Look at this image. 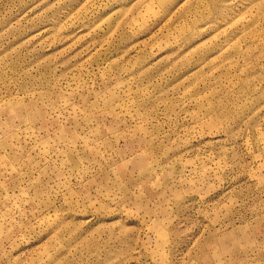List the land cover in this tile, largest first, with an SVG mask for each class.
<instances>
[{
    "label": "rangeland",
    "instance_id": "obj_1",
    "mask_svg": "<svg viewBox=\"0 0 264 264\" xmlns=\"http://www.w3.org/2000/svg\"><path fill=\"white\" fill-rule=\"evenodd\" d=\"M0 264H264V0H0Z\"/></svg>",
    "mask_w": 264,
    "mask_h": 264
}]
</instances>
